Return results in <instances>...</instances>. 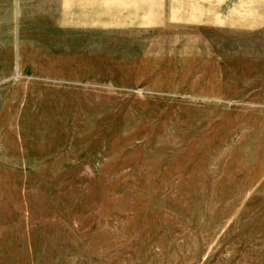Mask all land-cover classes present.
Wrapping results in <instances>:
<instances>
[{
	"label": "rangeland",
	"instance_id": "374dc122",
	"mask_svg": "<svg viewBox=\"0 0 264 264\" xmlns=\"http://www.w3.org/2000/svg\"><path fill=\"white\" fill-rule=\"evenodd\" d=\"M139 29L0 0V264H264V0Z\"/></svg>",
	"mask_w": 264,
	"mask_h": 264
},
{
	"label": "crops",
	"instance_id": "0c3cea01",
	"mask_svg": "<svg viewBox=\"0 0 264 264\" xmlns=\"http://www.w3.org/2000/svg\"><path fill=\"white\" fill-rule=\"evenodd\" d=\"M231 1V0H229ZM233 1V0H232ZM238 3L240 0H237ZM244 0H241V3ZM198 0H63V27L78 29H139L196 18Z\"/></svg>",
	"mask_w": 264,
	"mask_h": 264
}]
</instances>
